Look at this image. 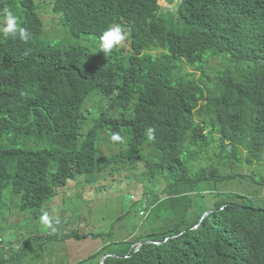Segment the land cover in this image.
Wrapping results in <instances>:
<instances>
[{
  "label": "trees",
  "instance_id": "16d2710c",
  "mask_svg": "<svg viewBox=\"0 0 264 264\" xmlns=\"http://www.w3.org/2000/svg\"><path fill=\"white\" fill-rule=\"evenodd\" d=\"M158 1L53 0L66 38L51 40L35 0H0V24L7 7L28 33L27 40L0 33V213L20 208L38 218L63 199L71 181L98 184L112 166L144 163L150 185L140 194L153 207L145 212L162 226L147 223L136 242L185 234L130 252V238L113 235L125 228L114 226L113 213L83 200L88 220L101 226L88 236L100 247L77 264H100L106 255L129 257L105 264H252L264 256V235L249 237L254 222L264 224L263 199L230 206L200 230H193L199 218L154 206L198 188L199 161L244 162L243 148L256 146L264 88L253 90L251 80L264 73V0H183L176 12ZM117 24L124 25L129 52L124 41L105 54L98 38ZM82 34L94 35V49H85ZM59 123L72 152L86 135L82 161L63 155V140L48 146ZM148 127L155 129L151 141ZM113 133L122 139L112 141ZM99 138L125 141L122 166L100 160ZM10 194L19 205L8 202ZM74 238L83 239L71 234L63 241Z\"/></svg>",
  "mask_w": 264,
  "mask_h": 264
},
{
  "label": "clouds",
  "instance_id": "9594fccd",
  "mask_svg": "<svg viewBox=\"0 0 264 264\" xmlns=\"http://www.w3.org/2000/svg\"><path fill=\"white\" fill-rule=\"evenodd\" d=\"M35 1L36 3L39 2V5L43 3V1L41 0L40 1L35 0ZM163 1H166L170 5L167 7L161 6L160 3ZM182 1L183 0H159L158 4L163 8L171 9L170 11H175L180 6V4H182ZM52 3L53 0L50 3H45L46 7L44 10L50 11V13L54 15ZM175 3L176 5L173 7L172 5ZM39 10L40 7L37 10L38 14L40 15V13L43 10L40 11V13ZM54 16L57 19V16L56 15ZM40 17L43 20V22L46 24L45 20L42 17V14L40 15ZM57 22L55 25V29L58 32L62 33L63 37L61 39H64L66 38V35L61 31L60 28H58L59 26L57 25ZM0 33H2L4 37L18 36L22 40L28 39L27 29L20 24L18 16L15 15L13 11L7 7L3 9V25L0 26ZM93 36L94 35L82 34V36L77 39L82 42L85 49H94L96 43L92 39ZM126 37H127V33L124 31V25L117 24L108 27L103 32L100 39L98 38L100 51H103V53L105 54L110 53L115 46L125 41V47L127 51V53L125 52V55L128 54L130 48V42L127 41ZM61 39H54V40H61ZM159 53H161V50L155 51L154 54L157 55ZM126 60L129 61V59ZM251 81H252L251 86H253V90L258 88H264V73L260 77H254V80ZM154 133H155V129L153 127H148L146 129V135L149 141L155 138ZM217 134L221 135L219 132H217ZM121 139L122 137L118 133H113L111 136L112 141H120ZM61 140H63V155L68 156L71 154L76 158H78L80 161L83 160L87 145L86 135L83 132H81V137H79L77 139V142L75 143L76 144L75 152H72L68 148L69 145L72 146V144L68 142V137L65 133V124L59 123L52 135V138L49 141L48 146L50 144L58 145ZM124 144H125L124 140L121 142H106L104 141V138H99L97 141V150L99 151L100 154V160L104 162L107 160H115L118 162L117 166H122L123 164L121 162H123L124 160L122 156V152L124 151ZM106 146L115 149L116 152L107 158H103L102 150ZM52 153L57 154L56 151H52ZM242 153H243L244 162L242 161L236 162L224 158L222 159L208 158L207 161H199L198 163L194 164L193 166L196 170L195 173L204 176V178H198L200 180V186L194 189L187 188L182 192L181 198L166 199L162 203L169 202L174 199L180 201L190 199L194 205V214L193 215L191 213H186V214H189L191 217H194L195 219L197 218L200 219L199 225L193 227V230H200L205 223L210 222L214 217L220 215L222 212H225L230 206L243 207V206H247L249 202H256L260 199L264 200V175H259L255 173L253 170L249 171L252 166L262 167L264 165V130H261L257 134L256 146L253 149L243 148ZM43 154L46 156V158L53 159L49 151H44ZM124 162H125L124 166L126 167V169L124 168L119 169L116 166H112L105 173H103V177L99 179L98 184H89L87 182L76 183L71 181L68 184V186L65 188V192H64L65 195L67 194L66 192L72 184L75 185L85 184L88 188H90L89 192L95 193L96 195L94 197H98L101 192H104L106 190V186L97 188L98 185L104 180V178L106 177L111 178L112 180L109 181L110 187H113L112 190H116L117 193L120 194V196L115 197L112 200H109L107 204L108 209L106 208L107 207L106 205L105 208L101 210V213H106L108 210H110L113 213V219L116 220L114 226L120 224L121 226L125 227L124 229H122L120 233H118L117 229L113 230V235L117 240H120L121 237L130 238L128 240L130 241L129 242L130 245H132L130 252L132 251L139 252L140 249L145 244H154L156 246H161L168 243L171 239L178 238L184 235L185 232L178 236L168 237L166 240L163 241L147 240V241L136 242L137 241L136 238L141 234L142 229L145 226H147L149 222L152 223V226L159 228L162 225H160L153 219H150L149 218L150 215L146 214L145 212L148 209L153 208L150 207V204L148 202L143 200L144 196L140 194L141 187L143 186V184H146L147 186L150 185L143 177L144 173L146 172L145 164L144 163L131 164L128 161H124ZM243 168H247V170H244ZM129 173H139V175L136 177L137 183H129V181L131 180V178L128 177ZM118 174L119 177L114 178ZM10 195H11V200H13L16 203V205H19L13 199V194ZM63 198H65V196ZM59 201L60 202L57 201L55 203L49 204V206L53 209L48 213L45 212L42 214L43 211H46L44 207L43 211L39 215L41 216L40 220L41 223L43 224L42 226L48 228L47 231L41 230L39 226L40 224L35 221L36 218L32 217L33 215L29 216L25 213H22L20 208H17V210L12 215H9L5 209L0 213V264L20 263L28 256L24 246L21 244L22 237H20L19 234L23 235L25 233V235L28 236V238H30L32 242H34L38 239L37 235L39 233H44L47 235V238L43 243L45 246L51 241L50 239L51 233L57 232V236L63 238V229L56 228V224L59 223L60 216L63 212V209H59L60 206L63 204V199ZM113 202L118 203L117 210L113 209L112 207ZM138 203H141V205L136 206V204ZM162 203L154 207L160 208ZM55 209H59L58 217H55L54 215ZM76 213L77 215L75 217H80V213L79 212ZM69 214H71L70 211ZM17 215L21 217V220L17 218ZM183 215L184 214L180 216ZM136 216H139V218H137ZM14 217L17 219V223L11 226L10 221ZM118 218H122L123 220L121 222H118ZM101 220L103 221L102 217ZM130 225L133 226L132 234H130L128 231V227ZM21 229H25V230L21 231ZM15 231H17V233H15ZM71 234H76L77 237L83 239L91 238L88 237L90 234L87 235V238H85V236L81 237L76 232H73ZM115 234H117V236H115ZM263 235H264V224L258 221L254 222V225L249 229V237L251 239V242L254 238L256 237L261 238ZM71 240H76V238ZM80 241H82V239H80ZM31 243H27V244L25 243L29 249L31 248L30 246ZM50 247L53 248L54 245L51 244ZM64 249H66L65 246H63V250ZM57 253L58 255L54 256L53 260H50V264H62V263L65 264V261H67V264H71L72 260L74 261L72 262V264H77L78 262L82 261L84 258L92 255L94 252L89 253L87 256H82L80 260H78V257L76 255H67L66 253L63 256H61V252H57ZM253 254L255 255V252H253ZM15 255H19V258L17 260H15L14 258ZM109 257H118L120 259L122 258L127 259L129 256H126L125 258L116 255H106L101 258L100 264H105L106 260ZM255 257L256 259L253 261L252 264H264V256L257 257L255 255ZM104 258L105 260L103 262Z\"/></svg>",
  "mask_w": 264,
  "mask_h": 264
},
{
  "label": "rangeland",
  "instance_id": "374dc122",
  "mask_svg": "<svg viewBox=\"0 0 264 264\" xmlns=\"http://www.w3.org/2000/svg\"><path fill=\"white\" fill-rule=\"evenodd\" d=\"M18 1V0H17ZM40 1V0H38ZM43 1L42 4L39 5V2L37 4L40 7V15L42 14L43 19L46 22V25L49 29V35L51 36V39H61L63 37L62 33L58 32L55 29V25L57 22V19L54 15L50 13V11L44 10L46 7L45 3H50L52 0H41ZM161 6H169L166 1H163L160 3ZM176 5L173 4L174 7ZM3 25V20L1 21V24ZM116 150L113 148H110L108 146L104 147L102 150L103 158H107L111 156L113 153H115ZM244 170H247V168H243ZM253 170L255 173L259 175H264V165L262 167H254L252 166L249 171ZM139 173H129L128 177L131 178L129 183H137V176ZM119 174L116 175L114 178H118ZM108 179V180H107ZM112 180L109 177L104 178V180L98 185L97 188L106 186V190L104 192H101L98 197H94L89 192V189L85 184H72L70 188L67 190V194L65 195V198H63V204L60 206V209H63V212L60 216L59 223L56 224V228L63 229V238L69 236L71 233L76 232L81 237L89 235L92 231L97 232L98 229L101 227L100 225H93L92 222H90L87 218L88 211L83 210L81 207V201L88 200L93 203L94 200V206H99L100 210H103L105 206L108 204L109 200L114 199L115 197L120 196V194L117 193L116 190H112L113 187H110L109 181ZM11 201V195L8 197V202ZM60 202V201H58ZM168 207H160L159 209L162 210H173L175 213L180 216L185 213H191L194 214V205L190 199L183 200L179 203H176L175 201L168 202ZM112 207L114 210L118 209V203L113 202ZM69 211L71 214H69ZM76 211L80 213V217H75L77 215ZM45 213V212H44ZM55 217H58L59 210H54ZM39 216L35 219L37 223H39L41 230L47 231L48 228L45 226H42ZM75 217V218H74ZM17 218L21 220V217L17 215ZM17 223V219L14 217L10 221V225L13 226ZM162 225V224H160ZM25 229H21V231H24ZM128 231L130 234L133 233V226L128 227ZM20 237H22L21 244L24 246L25 251L27 252L28 256L21 261L20 263L16 264H50V260H53L54 256H57V252H61V256L67 253V255H76L78 257V260L82 258V256H87L89 253H93L100 247V244L98 241L90 238V239H82V241L79 240H71L63 242V238H60L57 236V232L51 233L50 239L51 241L45 246L43 243L45 242L47 235L44 233H39L37 235V240L31 243V248L29 249L27 245L25 244V241L28 240V236L19 234ZM117 236V234H115ZM53 244L54 247L51 248L50 245ZM63 246L66 247V249L63 250ZM85 254V255H83ZM60 255V253H59ZM74 262L73 260L71 261ZM63 264V263H62ZM65 264H67V261H65ZM89 264H95L94 262H90Z\"/></svg>",
  "mask_w": 264,
  "mask_h": 264
},
{
  "label": "water",
  "instance_id": "95a60500",
  "mask_svg": "<svg viewBox=\"0 0 264 264\" xmlns=\"http://www.w3.org/2000/svg\"><path fill=\"white\" fill-rule=\"evenodd\" d=\"M105 258L103 259V262H104Z\"/></svg>",
  "mask_w": 264,
  "mask_h": 264
}]
</instances>
